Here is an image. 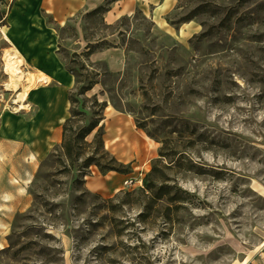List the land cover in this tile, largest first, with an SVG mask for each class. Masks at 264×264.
Masks as SVG:
<instances>
[{"label":"rangeland","instance_id":"374dc122","mask_svg":"<svg viewBox=\"0 0 264 264\" xmlns=\"http://www.w3.org/2000/svg\"><path fill=\"white\" fill-rule=\"evenodd\" d=\"M13 1L0 0L1 28ZM188 18L199 30L184 42L157 30L140 12L111 29L84 14L53 25L56 51L63 50L67 59L83 50V36L104 37L121 51L120 72H112L113 81L104 78L105 86L97 84L86 96L98 94L99 101H107L103 139L113 157L111 145L127 141V133L121 132L125 128L135 130L153 152L135 144L126 151L132 163L115 157L128 171L117 191L101 183L110 171L102 173L92 165L81 178L75 168L61 163L62 125L60 135L49 136L40 152L35 138L29 153L23 146L0 152L1 181H19L24 164L32 169L26 184L28 207L8 213L14 210L11 199L0 207V264L264 260V0H176L171 22ZM5 51L11 52L0 30V138L11 140L3 130L23 129L25 120L34 126L33 94L41 84L24 63L17 83L27 97L16 112L12 100L17 93L1 96L7 80ZM47 88L57 90L54 83ZM74 88L75 82L65 93V118ZM162 142L173 154L159 166L173 187L170 196L180 198L175 203L167 198L153 202L141 194ZM129 178L142 179L141 186H123ZM1 191L11 197L9 186Z\"/></svg>","mask_w":264,"mask_h":264},{"label":"crops","instance_id":"0c3cea01","mask_svg":"<svg viewBox=\"0 0 264 264\" xmlns=\"http://www.w3.org/2000/svg\"><path fill=\"white\" fill-rule=\"evenodd\" d=\"M105 4H108V10L102 18L104 24L108 26H113L120 19L140 12L151 20L157 30L179 42L187 41L199 30L198 25L191 21L172 24L171 14L175 9L176 0H14L7 16L6 26L3 27L5 32L3 39L11 52H17L22 56L24 63L32 69L33 75L40 82L41 88L33 94L37 109L34 126L25 120L23 129L3 130L2 132L6 133L4 136L12 139L2 140L0 138L1 153L21 146L25 152L29 153L33 138L40 152L47 147L49 136L56 139L60 135V127L66 119L64 115L67 104V101H64L65 93L73 86L74 78L65 69L56 52L58 41L53 25L63 26L73 18ZM121 58V51L116 46L97 51L90 56L93 62L104 61L110 72H120ZM39 75L47 76L50 82L42 83ZM50 83L55 84L56 92H51L47 88ZM116 120L122 121L123 119L117 118ZM121 132L127 133V141L125 143L118 141L111 145V150L118 161L132 163L133 156L131 152L126 151L135 144L142 150H148V154L153 152L148 148V142L142 136L137 135L135 130L125 128ZM104 146L107 149L106 144ZM31 174V166L24 164V169L18 174L21 178L19 181L14 179V182L9 180L3 182L0 179V207L6 206L7 199L15 201L14 210L8 213L28 207L26 184ZM123 176L121 173L110 171L105 175L107 180L101 183L109 190L117 191ZM4 185L11 188V197L1 191ZM257 264H264V260H260Z\"/></svg>","mask_w":264,"mask_h":264},{"label":"trees","instance_id":"16d2710c","mask_svg":"<svg viewBox=\"0 0 264 264\" xmlns=\"http://www.w3.org/2000/svg\"><path fill=\"white\" fill-rule=\"evenodd\" d=\"M107 10L108 4H105L84 15L87 18H98L103 28L111 29L112 26L105 25L102 18V15ZM190 20V18L183 19L179 22H172V24L185 23ZM72 31L74 32V36H76L74 29ZM112 34L113 32H110V35ZM103 38L88 39L83 36V40L85 41L83 50L81 52H72L68 59L67 56H61L64 52L63 50L58 48L56 51L61 56L65 69L73 76L75 82L74 90L68 94L70 104L68 110L69 117L65 119L62 125L58 157L62 159L61 163L64 166L68 165L71 169L75 168L78 174H80L79 177H84V171L92 165L96 166L102 173L114 171L123 174L128 172L126 170L127 166L118 162L104 146L103 121L107 101H99L98 94H93L90 97L86 96V93L91 91L97 84L104 87V78L113 81L115 77V74L109 71L104 61L93 62L90 60V56L93 53L115 47L107 40H103ZM104 93L105 91L101 90L99 95L103 96ZM92 133L91 141L87 142L86 137ZM166 147L164 142H162L158 158L153 159L151 169L144 178L141 194L153 202L167 198L166 201L175 203L180 198L170 196L173 187L166 183L167 180L159 166L164 158L173 155L167 152ZM78 182L84 183L83 180H78ZM176 191L185 194L184 191L177 188ZM128 194L130 193L126 195Z\"/></svg>","mask_w":264,"mask_h":264},{"label":"bare ground","instance_id":"6f19581e","mask_svg":"<svg viewBox=\"0 0 264 264\" xmlns=\"http://www.w3.org/2000/svg\"><path fill=\"white\" fill-rule=\"evenodd\" d=\"M3 36L5 37L4 28L0 27ZM2 59L4 61L5 66V73H6V83L4 84V89L1 96L4 98L5 96L9 95V92L17 93L16 99L12 100V104L17 106L16 112L22 110L24 107L23 102L27 97L26 92H19L18 91V81L21 78L22 69L21 67L24 65L23 58L17 52H9L5 51L2 55ZM39 80L42 83H49L50 78L45 75H39ZM94 90V88L92 89ZM61 120V119H60ZM30 182V178H28L27 183ZM3 246L0 244V249Z\"/></svg>","mask_w":264,"mask_h":264},{"label":"built area","instance_id":"2783aa9c","mask_svg":"<svg viewBox=\"0 0 264 264\" xmlns=\"http://www.w3.org/2000/svg\"><path fill=\"white\" fill-rule=\"evenodd\" d=\"M141 183H142V179L129 178V179H125L123 181V186H125V187H135L136 185L137 186H141Z\"/></svg>","mask_w":264,"mask_h":264}]
</instances>
